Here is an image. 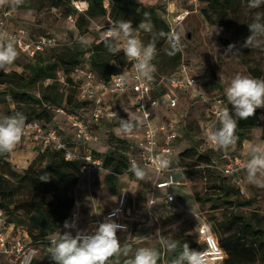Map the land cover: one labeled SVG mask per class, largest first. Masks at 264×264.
<instances>
[{
	"label": "rangeland",
	"instance_id": "1",
	"mask_svg": "<svg viewBox=\"0 0 264 264\" xmlns=\"http://www.w3.org/2000/svg\"><path fill=\"white\" fill-rule=\"evenodd\" d=\"M66 1L61 0L59 7H53L51 0H31L14 10L11 8L14 13L13 19L9 22L11 29L23 28L31 36H51L58 41L57 47L46 51L39 58V61L47 62L52 54L59 56L68 52L72 53L73 44L78 42L82 36L87 37L91 41L90 46H92L101 39L102 31H97V28L105 30L114 24L111 19L104 16L89 20V24L83 28V31H80L78 19L83 14H79L72 7V3ZM151 3L153 4L154 1L152 0ZM172 6L174 10L179 8L190 10L193 13L176 30L182 36L183 51L175 56H169L167 43L157 49V55L153 61L157 68L152 79L154 83L159 84L162 79L169 77L176 70V68H172L176 57L179 58L178 66L184 64L187 67L191 75L198 80V85L207 97L223 96L225 88L236 74L264 78V50L243 47L246 38L251 33L250 30H239V27L248 21L250 16H255L257 12L264 14V7L261 6L256 11H250L243 6L230 12L227 21L231 23L229 25L232 23L235 25V31L232 33L209 24L199 13L204 8L200 2L194 6L190 0H174ZM195 11L196 13H194ZM125 21L129 20L126 19ZM216 28L219 30V35L214 32ZM221 37L233 42L239 53L224 56L229 43H226L227 46L224 45L220 41ZM140 38L147 43L150 34L142 31ZM35 63H37L36 57L30 59L19 54L7 72H16L28 76L25 68L33 66ZM56 80L59 84V92L68 95L73 94L76 97L72 88L62 83L59 74H57ZM49 83L38 84L31 92L39 96L40 91ZM197 93L195 88L191 89L188 94L177 93L178 108L171 112L164 106H160L158 109L159 117L166 120L171 119L173 115H176L177 119L180 120L183 117L186 132L184 139L178 143L177 149L179 151L185 148L196 149L199 153L216 158L221 150L210 148L200 129L206 120V108L197 98ZM111 102H113L119 115L111 122H102L99 127H93L92 134L97 140L92 141L87 146H80L76 151L78 156H82L87 151L96 153V156L102 158L108 151L116 152L119 155H124L125 152L127 154L135 153L137 139H134V135L137 131L139 132L140 127L127 136L117 135L116 128L119 125L118 118L128 119V117L139 115L135 113L129 97L113 99ZM13 108L14 106L10 102H1L0 117L10 116L8 111L13 110ZM229 111L235 117L231 104H229ZM256 111L259 113L261 125L253 129L247 140L240 146L235 144L231 147V150L239 155H243L244 151H249L253 145L264 146V107L258 108ZM53 116L55 119L53 125L65 135L68 141H71L72 138H69L70 135L66 136V131L70 134L72 129H70L65 116L55 114V112ZM120 142L124 143L121 144ZM15 148L21 150L22 147ZM184 166L182 176L178 172L174 173L175 180L181 181L183 185L171 190L175 202L167 206L163 205L162 200L158 198H156L157 201L154 206H149V199L152 197L149 189L152 184L151 179L154 177L151 171L146 170L148 175L143 181L136 179L131 172H126L124 176L118 178L116 194H113L106 185L105 178L108 171L104 168L84 174L77 187L72 191V197L75 201L72 212L77 213V219L74 221L76 227L73 229L63 227L62 231H71L73 235L76 234L77 229L86 231L91 222L102 219L106 213L118 208L123 193H125V202L122 207V221L127 225L128 230L117 232V236L121 244H127L132 251L128 257L121 256L119 258L120 264H125L126 259L134 256L135 251L142 247L156 248L161 252L164 259L168 252L167 242L170 241L177 242L180 248L184 243H187L190 249L196 250L199 245H202L198 237V230L203 225L210 229L218 242L220 236L224 239L232 237L238 234L237 230L239 229V222H236L234 226L231 225L234 217H242L257 229H264V188L250 184L244 176L242 178L244 195L238 192V194H232L225 198L213 189L215 182L223 183L221 178L218 179L217 176L202 168L194 169L190 162ZM13 169L14 172H22L16 167ZM3 170L4 168L0 166V173ZM160 192L165 193L164 190ZM30 198V191H25L15 200L19 202ZM47 200L50 201L51 198L48 197ZM239 204L246 205L239 206ZM69 223L73 222L70 221ZM21 237L27 245L26 253L32 256V260H37L38 263L35 264H52L47 257V251L43 244H30L29 239ZM246 242L248 246H252L250 247L252 252L249 250L250 252L243 255L236 254L238 264H264V255L258 252L253 253L255 241L247 239ZM0 264L11 263L0 258Z\"/></svg>",
	"mask_w": 264,
	"mask_h": 264
},
{
	"label": "trees",
	"instance_id": "2",
	"mask_svg": "<svg viewBox=\"0 0 264 264\" xmlns=\"http://www.w3.org/2000/svg\"><path fill=\"white\" fill-rule=\"evenodd\" d=\"M51 1L53 7H59L61 3V0ZM72 1L85 2L88 5L87 11L78 19L80 31H83V28L89 24V20L104 16L111 19L113 23L127 19L136 28L147 14L153 31L170 32L169 25L163 15L165 7L159 5L157 0H153L154 5L151 3L152 0H67L66 2L72 3ZM199 2L204 5L199 13L209 24L232 33L235 31V25L233 23L229 25L231 24L227 21L229 13L243 6L248 8V0H198ZM249 10L256 11L258 9ZM254 17L250 16V19L243 23L239 30L248 31V25L253 22ZM231 18H233L232 15ZM220 41L224 45L226 43L233 44L223 37L220 38ZM164 44H166L164 39L158 40L157 49H160ZM72 49H74L72 53L68 52L65 55L56 56L52 54L47 62L39 61L43 54L37 56V63L25 68L28 76L16 72L5 73L0 71V103L10 102L14 106L13 110L8 111L9 115H14L17 112L23 113L27 122L38 121L44 128L53 126L55 120L53 113L58 114L57 111L60 109L67 114L78 115L85 121L89 119L93 104L81 103L78 100L79 82L75 80L74 76L76 69L88 55V63L92 72L95 73L98 80L109 83L112 76L126 73L130 62L123 51L115 55L109 53L101 39L90 48H83L80 43L75 42ZM178 64L179 58L176 57L175 63L172 65V68H176V70L169 77L177 76L181 67V64L179 66ZM57 74L61 76L63 84L72 88L76 97L73 94L68 95L59 92ZM150 81L154 83L152 80ZM46 82L50 83L40 91L39 96L31 92L36 85ZM223 100L229 108L226 96L223 97ZM237 124L236 135L239 140L236 144L240 146L247 140L250 132L261 125L259 113L255 111L252 117L238 119ZM185 129L184 124L179 130V142L184 139ZM200 129L202 131V125ZM120 143L123 144L124 142ZM33 151L36 154L35 158L21 173L14 172L12 164L8 161L11 153L0 155V166L4 168L3 172L0 173V211L3 215L1 227L3 230L12 227L13 235H16L17 232L25 233L30 244H43L47 251V257L52 264H55L48 254L49 242L55 233H63L62 228L65 221L70 222V215L75 206L72 191L83 177L82 167L84 163L80 159L66 161L63 152L53 148L34 149ZM92 155L94 158L103 160V168L108 171L105 178L106 185L113 194H116L118 178L124 176L129 169V154L125 152L124 155H119L116 152L108 151L103 158L96 156V153H92ZM214 158L199 153L196 149L185 148L179 151L176 157V166L181 169L180 175L182 176V168L190 162L194 169L202 168L217 176L218 179H222L223 183L215 182L213 186V189L222 197L228 198L232 194H238L239 190L229 178L222 177L209 168ZM42 175H50L49 181H41L39 177ZM25 191H30L31 198L17 202L15 199ZM48 197L51 198L50 201L47 200ZM244 205L246 204H239V206ZM234 220L231 225L234 226L236 222H239L238 234L225 239L220 236L219 242L215 238L224 252V259L220 264H238L236 254L243 255L251 250L250 247L252 246L247 245V239L255 241L253 253L258 252L264 255V229H257L242 217H234ZM202 249L203 246L199 245L196 251ZM181 250L182 248L178 247L174 253L168 251L164 259L159 251L161 259L158 264H169L170 260ZM35 263H38L37 260L32 261V264Z\"/></svg>",
	"mask_w": 264,
	"mask_h": 264
},
{
	"label": "built area",
	"instance_id": "3",
	"mask_svg": "<svg viewBox=\"0 0 264 264\" xmlns=\"http://www.w3.org/2000/svg\"><path fill=\"white\" fill-rule=\"evenodd\" d=\"M28 0H24L23 3ZM174 0H157L159 5L165 7L163 13L164 19L169 25L170 32H176L187 17L193 12L190 10L176 9L172 6ZM198 0H190V3L197 6ZM72 6L77 10L79 14H84L87 11L88 5L85 2H74ZM8 5L0 6V30H6L16 37V47L19 54L26 56L27 58L34 59L35 57L44 54L50 49L57 47L58 41L51 36H31L25 29H11L10 20L13 18V12ZM196 13V11L194 12ZM71 19V18H70ZM97 31H103V28H97ZM130 62V66L126 73L130 77H134L133 62ZM8 73V72H5ZM75 80L79 82L78 100L81 103H92L93 108L89 119L85 121L78 115L67 114L64 110L57 111L58 114H62L67 119L70 129H72L71 141H66L65 135L55 126L44 128L38 121L31 120L27 122L24 135L16 145L17 147L27 146L34 149L44 150L46 148H53L57 151H61L64 154L66 161H73L80 159L83 161L82 172L89 174L94 171L103 169V160L94 158L92 153L87 151L82 156L77 155V150L80 146H87L97 138L92 134V127L100 125V123L111 122L115 117L119 115V112L115 109L113 99H119L121 97H129L132 102V107L136 114L144 118V124L140 127V136H134L137 139L135 142V153L129 154V166L131 161H135L141 166L150 165L151 159L162 153H171V159L173 161L171 169L166 172L158 173L152 168H146L151 171L154 177L151 179L150 194L152 197L149 199V206H154L158 199L162 200L163 205L173 204L175 198L173 197L171 190L175 187H180L183 184L181 181H176L174 173L180 174L181 169L176 166V157L179 154L177 149L179 143V130L184 125L181 117L177 119L176 115L169 120H163L162 123H155V112L160 106H164L168 111L174 112L178 108L179 98L177 93L188 94L193 88L197 90V98H199L202 104L205 106L206 120L202 124V133L205 141L207 140V131L210 127H217L218 122L215 117V111L217 107L225 106L226 103L223 100V96H208L198 85V80L195 76L191 75L187 67L182 64L177 76L167 77L160 81L159 84H154L151 81L137 82L133 79L132 85L126 92H113L114 81L109 83H103L98 80L94 72L88 63V55L80 66L75 71ZM105 96H109L111 99L106 101ZM145 112L148 114L145 115ZM116 113L117 116H114ZM71 134V135H72ZM210 148H212L209 145ZM243 155L228 150L227 152L220 151L215 160L209 166L211 170L218 175L229 178L234 186L244 195L243 177L246 176V171L243 170V166L246 160L249 158V151H244ZM164 190L163 194L160 192ZM168 196H172L171 200H168ZM125 202V193H123L118 208L105 214L102 219H98L89 224L86 232L91 234L98 227L99 223L103 222L113 212L116 215L113 219L122 225H125L122 221L123 205ZM2 212L0 211V258L8 260L11 264H32V256L27 254V245L22 240V237L28 239L25 233L17 232L13 235V228L2 229ZM77 219V213L71 212L70 221L74 222ZM118 232H125L128 230ZM199 239L203 245L202 252L205 253L206 264H218L224 259V252L219 247L217 240L211 233L210 229L203 225L198 230Z\"/></svg>",
	"mask_w": 264,
	"mask_h": 264
},
{
	"label": "clouds",
	"instance_id": "4",
	"mask_svg": "<svg viewBox=\"0 0 264 264\" xmlns=\"http://www.w3.org/2000/svg\"><path fill=\"white\" fill-rule=\"evenodd\" d=\"M24 0H0V6L8 5L13 10L22 5ZM264 6V0H248L249 9H258ZM250 35L246 38L243 47L250 49L264 50V14L257 12L253 22L248 25ZM150 34V39L145 43L140 38L141 32ZM219 35V30L214 31ZM164 39L168 45V55L175 56L183 51L182 36L179 32L163 31L155 32L148 20H141L138 27L134 28L131 21L119 20L107 27L101 33V41L107 51L113 55L123 51L129 61L133 62L134 77L127 73L114 75L113 92H126L132 85L133 79L137 82L150 81L157 71L153 61L157 55L156 44L158 40ZM78 43L83 48L90 46L91 41L87 37H80ZM239 53L234 44H229L225 49L224 56H231ZM16 37L0 30V71L7 72L8 68L18 58ZM227 105L231 104L235 117L230 114L228 106L217 107L215 117L219 127H210L207 131L209 145L215 150L227 152L234 146L239 137L236 135L238 119H247L255 114L256 109L264 107V78H254L249 75L236 74L224 90ZM148 113L145 112V115ZM117 116L116 113H113ZM119 119L116 134L127 136L143 126L144 118L141 116ZM27 118L23 113L17 112L14 115L0 117V155L11 153L24 135L27 127ZM249 158L246 160L243 170L246 171V178L250 184L258 188H264V146L253 145L249 149ZM171 153H162L151 159L150 165L141 166L135 161L130 162L128 171L136 179L147 178L146 168H152L161 173L171 169ZM41 181L47 182L50 175L39 177ZM173 197L168 196V200ZM115 212L99 223L98 227L91 234L84 230H76L73 235L71 231L55 233L49 242L48 254L55 264H120V257H128L132 251L127 244L122 245L117 236L118 230H126V226L117 223L113 217ZM75 223L65 221V229L75 228ZM170 253L176 252L177 242H167ZM205 253L190 249L184 243L182 250L174 256L169 264H206ZM115 258V259H114ZM161 259L159 250L152 247H142L135 251L134 256L126 259L125 264H158Z\"/></svg>",
	"mask_w": 264,
	"mask_h": 264
},
{
	"label": "crops",
	"instance_id": "5",
	"mask_svg": "<svg viewBox=\"0 0 264 264\" xmlns=\"http://www.w3.org/2000/svg\"><path fill=\"white\" fill-rule=\"evenodd\" d=\"M104 99L106 101H108L111 98L109 96H105ZM163 120H165V118L161 119L159 117V110H157L155 112V123L160 124V123H162ZM140 132H141V130L139 129V132L137 131V133H135L134 136H138L139 137L140 136ZM66 133H67L66 136L67 135H70L69 138L70 137L72 138L71 132L69 134V132L66 131ZM15 147H17V146H15ZM35 156H36V154H35V152L31 148H29L27 146H24V147L21 148V150H18L16 148H14V150L10 154V157H9L8 161L12 164L13 167H16V169H19V170L23 171V170H25L29 166V164L33 161V159L35 158Z\"/></svg>",
	"mask_w": 264,
	"mask_h": 264
}]
</instances>
